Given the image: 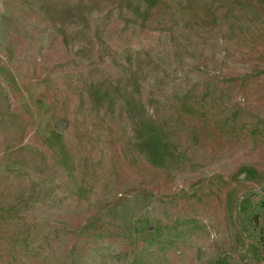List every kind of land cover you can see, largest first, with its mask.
Returning a JSON list of instances; mask_svg holds the SVG:
<instances>
[{
    "label": "rangeland",
    "instance_id": "rangeland-1",
    "mask_svg": "<svg viewBox=\"0 0 264 264\" xmlns=\"http://www.w3.org/2000/svg\"><path fill=\"white\" fill-rule=\"evenodd\" d=\"M0 264H264V0H0Z\"/></svg>",
    "mask_w": 264,
    "mask_h": 264
},
{
    "label": "water",
    "instance_id": "water-1",
    "mask_svg": "<svg viewBox=\"0 0 264 264\" xmlns=\"http://www.w3.org/2000/svg\"><path fill=\"white\" fill-rule=\"evenodd\" d=\"M69 121L67 119L60 120L55 123V128L58 132H63L68 127Z\"/></svg>",
    "mask_w": 264,
    "mask_h": 264
}]
</instances>
